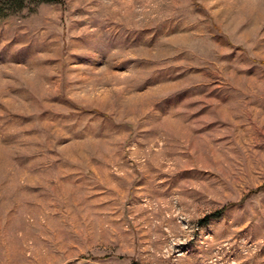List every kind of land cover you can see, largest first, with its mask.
Here are the masks:
<instances>
[{"label":"rangeland","instance_id":"rangeland-1","mask_svg":"<svg viewBox=\"0 0 264 264\" xmlns=\"http://www.w3.org/2000/svg\"><path fill=\"white\" fill-rule=\"evenodd\" d=\"M0 264H264V0L1 17Z\"/></svg>","mask_w":264,"mask_h":264},{"label":"trees","instance_id":"trees-1","mask_svg":"<svg viewBox=\"0 0 264 264\" xmlns=\"http://www.w3.org/2000/svg\"><path fill=\"white\" fill-rule=\"evenodd\" d=\"M26 1L40 3V2H48L49 0H0V18L20 10L21 8L24 7Z\"/></svg>","mask_w":264,"mask_h":264}]
</instances>
